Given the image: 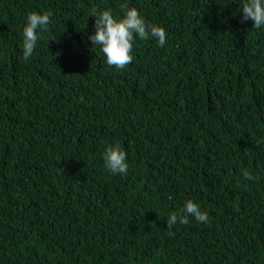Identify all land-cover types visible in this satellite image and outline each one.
I'll list each match as a JSON object with an SVG mask.
<instances>
[{
  "label": "trees",
  "instance_id": "16d2710c",
  "mask_svg": "<svg viewBox=\"0 0 264 264\" xmlns=\"http://www.w3.org/2000/svg\"><path fill=\"white\" fill-rule=\"evenodd\" d=\"M124 4L166 43L137 36L120 70L89 37ZM241 4L0 0V264H264V26ZM33 11L51 23L24 60ZM189 199L210 223L169 229Z\"/></svg>",
  "mask_w": 264,
  "mask_h": 264
},
{
  "label": "clouds",
  "instance_id": "9594fccd",
  "mask_svg": "<svg viewBox=\"0 0 264 264\" xmlns=\"http://www.w3.org/2000/svg\"><path fill=\"white\" fill-rule=\"evenodd\" d=\"M126 11L122 16L114 15L111 9L97 11L93 8L91 15L95 16V33L89 39L93 45L100 46L106 57L109 67L125 69L133 60L132 49L134 41L145 40L149 37L158 41L161 47L166 43V30L156 24L149 23L141 16L137 8H129L127 4L122 5ZM244 21L251 20L253 28L260 29L264 26V0H242ZM51 13L43 14L33 11L28 14L26 25L23 28V58L28 60L40 39V33L47 31L51 23ZM103 159L105 167L112 174H127V153L119 143L108 145L105 148ZM243 176L247 180L256 179L251 172L244 170ZM172 197L170 196L169 199ZM189 217L199 223H210L209 214L201 209L200 205L189 199L185 207L179 211H172L167 217V227L172 229L176 224L187 225ZM174 234V233H173Z\"/></svg>",
  "mask_w": 264,
  "mask_h": 264
}]
</instances>
